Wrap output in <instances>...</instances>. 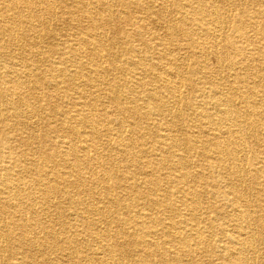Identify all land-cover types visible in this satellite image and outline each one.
<instances>
[{
	"label": "bare ground",
	"instance_id": "obj_1",
	"mask_svg": "<svg viewBox=\"0 0 264 264\" xmlns=\"http://www.w3.org/2000/svg\"><path fill=\"white\" fill-rule=\"evenodd\" d=\"M212 251L264 264V0H0V264Z\"/></svg>",
	"mask_w": 264,
	"mask_h": 264
},
{
	"label": "rangeland",
	"instance_id": "obj_2",
	"mask_svg": "<svg viewBox=\"0 0 264 264\" xmlns=\"http://www.w3.org/2000/svg\"><path fill=\"white\" fill-rule=\"evenodd\" d=\"M245 3L247 4V0H245ZM115 8V10L116 11H122L123 9H122V7H119V6H114ZM177 6L176 5H174L173 3H172V1L170 2V8H169V13L171 12V13H174V8H176ZM124 11V10H123ZM122 11V12H123ZM123 18V21L125 22L124 23V30H129V28H130V26H129V23L127 22L128 21V16L126 15V16H124V17H122ZM128 23V24H127ZM225 32H227V34H228V36H229V38H230V40H234V38L236 37V35L237 34H234V32H233V30H232V28H230V29H226L225 30ZM121 46H122V44H121ZM19 48V47H18ZM18 48H16V49H18ZM13 50L15 49V48H12ZM15 49V50H16ZM138 93H136V96H135V101H136V103H137V105L139 104L138 102ZM58 103L59 104H61L59 101H58ZM38 119H41V122H39L38 123V120L36 119V120H34L35 122H36V124H37V127H38V129H34V132H35V134H37V135H39L41 132H42V129L45 127V125H50L51 127H56V125H57V123H56V121H54V120H52L51 119V117H49L48 116V111H44V110H41L40 112H38ZM42 118H44V121H42ZM26 119V117L24 118V120ZM187 129V127H185L184 128V130H186ZM33 131V130H32ZM24 133V136H27V133H28V131H18V132H12V133ZM159 134H157L156 136H158ZM146 138H148L149 137V135H144ZM149 147H151L149 144H148V146H144V147H140V148H143V149H145L147 152H149L150 151V149H149ZM139 149H134V151H138ZM253 152L254 154H255V152H256V154L258 155V148L255 146L254 148H250V152ZM150 154V153H149ZM148 154V157L150 156ZM145 157H147V155H145ZM118 176H120V177H124V176H127L128 174H129V172H130V170L129 169H126V168H124L123 166H120V167H118ZM126 181V183L127 184H130L131 183V181H129V180H125ZM132 199V197H125V199H124V201L126 202V204H132L133 203V201L131 200ZM169 201H173V199H172V197L170 198V200ZM220 202H221V204L223 205V207H224V209H225V212H227L228 210H229V203L227 202V201H224V200H219ZM222 205H220L221 207H222ZM62 206H64L66 209H72V206H70L68 203H65V202H63V205ZM222 207V208H223ZM137 210V207L135 206V208L132 210V212H135ZM57 216V215H56ZM228 225H229V223H227V225H222V228H223V230H225L226 229V227H228ZM229 228V227H228ZM230 228H232V225L230 226ZM208 231L209 232H211V234L213 233V236L212 237H210V239H209V244L211 245V246H216L217 244H220V243H222V244H224V243H226V239H224V238H222L221 237V231L219 230V228H212V229H209L208 228ZM208 236V235H207ZM227 244V243H226ZM221 245V244H220ZM218 254V251L217 252H211V253H208V254H206L205 255V257L203 258V260H204V262H206V263H209V264H221V262H220V260H219V258H217V255ZM125 261H130V262H128L129 264H141V262L139 261V256H132V254L129 256V258L128 259H124ZM14 261V260H13ZM12 260H11V258H10V256L8 255V253L6 254V256H5V263L7 264V263H9V264H11L12 262H13ZM3 264H4V262H3Z\"/></svg>",
	"mask_w": 264,
	"mask_h": 264
}]
</instances>
